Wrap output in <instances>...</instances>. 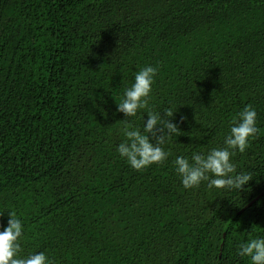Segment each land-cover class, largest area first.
Returning <instances> with one entry per match:
<instances>
[{
	"label": "trees",
	"instance_id": "16d2710c",
	"mask_svg": "<svg viewBox=\"0 0 264 264\" xmlns=\"http://www.w3.org/2000/svg\"><path fill=\"white\" fill-rule=\"evenodd\" d=\"M158 69L147 108L116 104L135 74ZM235 152L242 189H185L177 156ZM176 111L160 164L122 158L125 122ZM185 117V120H181ZM23 224L21 256L54 264H251L238 246L264 238V0H0V230Z\"/></svg>",
	"mask_w": 264,
	"mask_h": 264
},
{
	"label": "clouds",
	"instance_id": "9594fccd",
	"mask_svg": "<svg viewBox=\"0 0 264 264\" xmlns=\"http://www.w3.org/2000/svg\"><path fill=\"white\" fill-rule=\"evenodd\" d=\"M157 71L156 67L145 66L135 74L134 83L125 88L121 102L116 104L118 112L128 118L136 116L138 110L147 108ZM175 112L169 109L163 113L167 117L164 119L161 113L149 111L142 130L125 122L122 129L125 140L118 145L117 151L133 169L140 171L150 165L163 163L168 158L169 153L162 145L179 132L178 125L171 122ZM185 119L181 117L182 121ZM258 131L257 112L249 105L233 121L225 137V147L212 148L206 155L193 152L190 159L177 156L175 169L183 187L187 189L207 181L209 188L242 191L251 181V175L238 174L232 157L236 151L243 153ZM8 215L7 225L0 230V264H54L44 252L20 255L23 224L13 213ZM237 254L249 258L251 264H264V238H254L240 244Z\"/></svg>",
	"mask_w": 264,
	"mask_h": 264
}]
</instances>
